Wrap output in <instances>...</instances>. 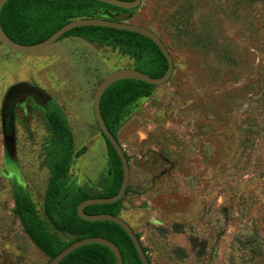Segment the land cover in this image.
<instances>
[{"label": "rangeland", "instance_id": "obj_1", "mask_svg": "<svg viewBox=\"0 0 264 264\" xmlns=\"http://www.w3.org/2000/svg\"><path fill=\"white\" fill-rule=\"evenodd\" d=\"M128 21L162 39L174 69L118 127L136 191L120 216L152 264H264V0H142ZM132 66L127 54L70 36L33 53L0 43V264L48 260L12 211L1 128L7 89L35 82L57 101L74 137L68 174L95 189L108 156L93 92ZM14 110L23 184L50 232L69 240L42 210L49 172L38 108Z\"/></svg>", "mask_w": 264, "mask_h": 264}, {"label": "trees", "instance_id": "obj_2", "mask_svg": "<svg viewBox=\"0 0 264 264\" xmlns=\"http://www.w3.org/2000/svg\"><path fill=\"white\" fill-rule=\"evenodd\" d=\"M99 9L113 12L123 10L98 0H7L0 11V24L12 40L22 44H34L47 38L71 19L93 17L95 11ZM132 11L135 13V9ZM69 35L82 37L100 46H110L121 54L129 55L133 59L132 67L150 76L160 77L166 70L167 61L158 46L139 33L103 26H81L67 31L60 38ZM155 87L139 80L121 79L105 89L100 99V112L116 138L119 125L130 115L135 104L141 98H148ZM51 105L56 107L52 112H56L54 119L58 125H62V131L58 135L63 136V141L60 145L55 141L52 149H55L56 154L49 150V156L45 157L44 162L50 173L42 210L55 230L70 235L71 238L62 240L51 233L48 225L40 218L27 189L14 183L12 211L18 216L23 231L48 260L81 237L103 236L118 246L123 264H142L131 239L122 227L111 221L84 220L76 211L77 204L86 198L109 197L116 194L122 179L121 163L116 151L102 134L108 156L106 172L100 176L95 189L85 184L77 185L68 174L74 162L72 133L61 109L54 102ZM125 154L129 161L126 152ZM125 189L124 196L129 192L136 193L130 189L129 184ZM124 196L113 203L88 205L83 210L89 214L110 213L120 216L124 208ZM136 236L140 239L138 232ZM141 244L151 263L147 247L142 242ZM58 264L116 263L114 254L108 247L92 243L75 249Z\"/></svg>", "mask_w": 264, "mask_h": 264}, {"label": "water", "instance_id": "obj_3", "mask_svg": "<svg viewBox=\"0 0 264 264\" xmlns=\"http://www.w3.org/2000/svg\"><path fill=\"white\" fill-rule=\"evenodd\" d=\"M7 0H0V11L3 4ZM102 1L117 7L122 8L121 11H110V10H97L94 13L93 17H78L71 19L69 22L65 23L57 30H55L52 34H49L47 38L44 40L34 43V44H22L12 40L10 37L6 35L3 31L0 24V43L3 44L10 50L19 53H33L38 52L40 50L45 49L56 40H58L62 34H65L67 31L81 26H103L116 28L121 30H128L139 33L152 42H154L159 50L162 52L167 61V67L165 72L160 77L150 76L140 70H137L133 67H124L117 70H114L108 73L105 77H103L95 87L92 97V109L95 121L98 125V128L103 134V136L108 139V141L113 146L116 151L122 169V179L120 183V187L116 194L109 197H91L86 198L79 202L76 206L77 214L80 218L87 221H111L118 224L120 227L124 229L129 238L131 239L134 248L137 252V255L142 264H151L146 256L142 248V244L140 239L136 236V232L132 227L119 215H113L110 213H97V214H89L84 212V208L88 205L94 204H107L113 203L121 199L129 184L130 179V167L129 161L127 160L125 151L118 138H116L109 128L107 127L101 112H100V99L105 91V89L110 86L112 83L121 80V79H134L139 80L141 82L152 84V85H161L168 81L171 77L174 69V62L171 53L168 48L162 41V39L151 29L136 23H131L128 20L134 15L133 9H136L142 0H98ZM99 15V16H98ZM27 84L26 82H19L11 85L6 93L1 106V128H2V139H3V152L5 158V164L11 167L12 170H17V161H16V152H15V126H14V105L15 101L11 102L10 96L11 92L21 85ZM145 98H141L134 106V108L144 100ZM134 110V109H133ZM18 172V171H17ZM16 172V173H17ZM18 176V175H17ZM20 176H18V180ZM21 185H23L22 180L19 181ZM102 244L108 247L115 257L116 264H123L122 255L119 251L118 246L111 240L103 237V236H88L78 240L73 241L65 248H63L59 253H57L53 258L49 259L45 264H58L65 256L74 251L75 249L86 245V244Z\"/></svg>", "mask_w": 264, "mask_h": 264}, {"label": "flooded vegetation", "instance_id": "obj_4", "mask_svg": "<svg viewBox=\"0 0 264 264\" xmlns=\"http://www.w3.org/2000/svg\"><path fill=\"white\" fill-rule=\"evenodd\" d=\"M69 36L70 37H75V38H80V39H82V40H84L85 42H88V43H93V42L85 40L82 37L76 36V35H69ZM66 37H68V36H66ZM20 82H26L27 84L21 85L19 87H16L11 92L10 99H11V102L15 101L14 109L16 108L17 105H19L24 110L26 104H28L31 107L38 108L39 114H40V116H41V118L43 120V123H44L43 128L45 130V136H44L45 140H44V144H43V147H42V150H41V152L43 153L42 161L44 162L45 161V157L47 158L49 156V153H48L49 150H51L53 154H56L55 149H52V148H54L55 141L58 142L57 145L62 144V141H63V136L58 135L62 131V127H61L62 125H58V123L54 119L55 118L54 116H55L56 112L53 113L52 111H54L56 109V107L51 105L52 102H54L61 109L60 111L63 112V114H64V116H65V118H66V120L68 122V125L70 127L71 133H72V129H71L70 123H69V121H68V119L66 117V114L63 111V108L57 103V101L52 96H50L47 92H45L35 82H28V81H20ZM17 83H19V82H17ZM4 97H5V95H4ZM2 102H3V100H2ZM17 120L18 119H17V117L15 115V110H14V126H15V121H17ZM53 120L56 123H54ZM95 123H96V121H95ZM96 126L98 128L97 123H96ZM24 128L26 130H28L26 124H25ZM72 138H73V157H74V137H73V133H72ZM57 147L60 148V146H57ZM15 152H16V149H15ZM16 161H17V157H16ZM74 162H75V158H74ZM73 163H72V165H73ZM44 164L46 165V168L48 169V172L50 173L49 167L47 166V164L45 162H44ZM5 169L7 171L8 176L13 181L12 182V186H13L14 183H17L20 186H22L24 189H26L24 184L21 185L19 183L20 180H22V182H23V178L21 176V171H20L18 162H17V170H15V171L12 170L11 167L7 166L6 164H5ZM17 175L20 176L19 177L20 180H18V176ZM70 179L75 181V183L77 185L83 184V183H79L76 178H72L71 177ZM46 187H47V185H46ZM45 190H46V188H45ZM45 190H44V194H45Z\"/></svg>", "mask_w": 264, "mask_h": 264}]
</instances>
